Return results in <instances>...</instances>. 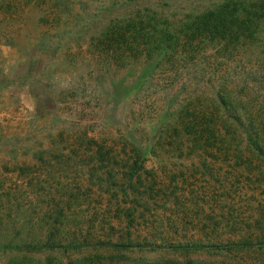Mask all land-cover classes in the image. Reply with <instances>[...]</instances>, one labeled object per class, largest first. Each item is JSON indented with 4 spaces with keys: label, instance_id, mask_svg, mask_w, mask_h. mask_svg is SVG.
I'll use <instances>...</instances> for the list:
<instances>
[{
    "label": "rangeland",
    "instance_id": "obj_1",
    "mask_svg": "<svg viewBox=\"0 0 264 264\" xmlns=\"http://www.w3.org/2000/svg\"><path fill=\"white\" fill-rule=\"evenodd\" d=\"M221 1L0 0V247L120 245L0 251V264H264V157L173 124L224 83L248 80L264 103L259 45L150 60L110 31Z\"/></svg>",
    "mask_w": 264,
    "mask_h": 264
},
{
    "label": "trees",
    "instance_id": "obj_2",
    "mask_svg": "<svg viewBox=\"0 0 264 264\" xmlns=\"http://www.w3.org/2000/svg\"><path fill=\"white\" fill-rule=\"evenodd\" d=\"M110 31L116 34L118 43L129 46L135 57L144 56L150 60L160 57L166 60L170 55L178 54L180 48L182 53L189 54L191 49L198 53L207 45L215 46L218 54L233 57L241 46L257 44L261 50L260 56L264 57V0H224L212 4L202 12L189 13L176 21L164 14L142 11L134 19L123 21ZM119 53L117 55H120ZM162 63H157L152 70L161 68ZM152 70L150 69V72ZM249 76L251 73L247 75ZM262 97L260 88L258 89L256 84H250L248 80L239 94L224 83L215 89L211 98L196 97L192 103L180 107L181 110L173 124L176 125L174 127L180 128L183 137L194 138V144H202V147H208L214 142H222L232 147L247 144L254 152L264 157ZM203 102L205 103L202 104ZM150 139L156 140V145H159L164 135L158 130ZM137 149L139 155L136 157L142 159V150ZM200 246L191 244L188 247L169 248L189 251ZM93 247L119 248L120 245L39 243L4 245L0 247V251L31 254L45 250L77 251Z\"/></svg>",
    "mask_w": 264,
    "mask_h": 264
}]
</instances>
